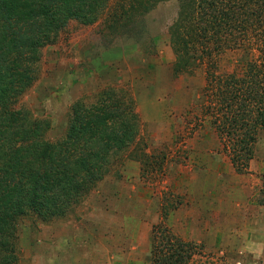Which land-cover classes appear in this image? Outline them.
<instances>
[{
    "label": "rangeland",
    "instance_id": "374dc122",
    "mask_svg": "<svg viewBox=\"0 0 264 264\" xmlns=\"http://www.w3.org/2000/svg\"><path fill=\"white\" fill-rule=\"evenodd\" d=\"M131 1L109 0L108 8ZM176 12L175 1L157 2L114 32L109 13L91 25L69 21L42 49L18 105L49 120L50 141L63 136L73 102L88 104L105 88L133 100L138 133L119 153L110 152L107 172L72 197L63 216L18 222L17 264H151L153 237L180 246L183 264H264V206L257 203L264 192V134L246 169L235 172L201 115L203 66L171 75L167 29ZM249 48L222 52L217 73H240L257 54Z\"/></svg>",
    "mask_w": 264,
    "mask_h": 264
},
{
    "label": "trees",
    "instance_id": "16d2710c",
    "mask_svg": "<svg viewBox=\"0 0 264 264\" xmlns=\"http://www.w3.org/2000/svg\"><path fill=\"white\" fill-rule=\"evenodd\" d=\"M108 1L0 0V264L18 263L21 219L35 216L45 222L56 213L63 216V206L107 172L110 152L119 153L138 133L133 100L120 89L105 88L88 104L73 102L63 136L55 141L46 135L48 119L18 105L35 80L42 49L69 21L91 25L109 13L107 28L114 32L169 0H132L112 11ZM173 1L177 12L167 29L171 75H190L203 66L201 115L231 168L241 173L264 134V0ZM250 45L257 54L240 73H217L222 52H249ZM257 203L264 206V192ZM173 247L153 237L151 264H183L187 256Z\"/></svg>",
    "mask_w": 264,
    "mask_h": 264
}]
</instances>
